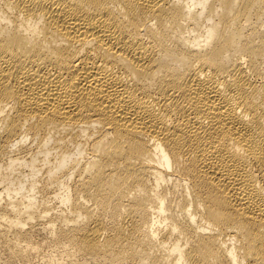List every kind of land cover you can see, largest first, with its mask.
<instances>
[{
  "label": "bare ground",
  "instance_id": "1",
  "mask_svg": "<svg viewBox=\"0 0 264 264\" xmlns=\"http://www.w3.org/2000/svg\"><path fill=\"white\" fill-rule=\"evenodd\" d=\"M37 231L41 264H264V0H0L10 261Z\"/></svg>",
  "mask_w": 264,
  "mask_h": 264
},
{
  "label": "rangeland",
  "instance_id": "2",
  "mask_svg": "<svg viewBox=\"0 0 264 264\" xmlns=\"http://www.w3.org/2000/svg\"><path fill=\"white\" fill-rule=\"evenodd\" d=\"M49 200L47 203L53 205L54 202ZM37 228L38 227H35V229ZM24 229L26 230L27 226H25ZM32 242L37 246V250L29 254L28 261L25 263L22 261H10L8 257L9 252L4 248L5 243L0 240V264H41L47 257L56 254L54 248L50 245L49 235L46 232L37 231L34 233L32 235Z\"/></svg>",
  "mask_w": 264,
  "mask_h": 264
}]
</instances>
